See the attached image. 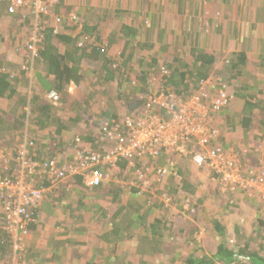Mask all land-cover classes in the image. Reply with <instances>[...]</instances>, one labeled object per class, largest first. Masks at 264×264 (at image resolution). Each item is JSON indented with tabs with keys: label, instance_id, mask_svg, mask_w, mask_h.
<instances>
[{
	"label": "crops",
	"instance_id": "1",
	"mask_svg": "<svg viewBox=\"0 0 264 264\" xmlns=\"http://www.w3.org/2000/svg\"><path fill=\"white\" fill-rule=\"evenodd\" d=\"M119 4L122 12L126 10L130 12L126 15L130 18L134 17V12L144 10L142 16L145 20L152 21L157 26L150 39L152 48L139 49L142 45L139 44L141 39L136 40L133 47L132 44L127 45L128 36H124V33L120 31L116 33L118 21L115 22L109 17V24L102 31L100 30L103 39L97 35L98 31L95 34L99 41L107 44L110 51L108 54L113 62L119 53L122 54L120 63L124 64L123 72L119 71L122 64L119 70L115 68L112 78L106 79L98 73L100 64L98 66L96 63L84 61L80 68V73L83 75L82 81L79 85L75 83L74 90L70 89L73 81L65 82V88L60 93L62 100L59 107L61 110L65 107L62 117L71 127L67 126L59 132L55 128L48 127L49 125L46 128L43 127L44 124L40 126L36 122L37 116L27 104L25 107V110H28V115L26 114L28 117L26 116L25 119L26 128L4 133V140H0V152L6 154L8 158H13L21 143L37 141L38 150L47 154L42 155L44 158L54 156L60 165L73 163L80 152L81 148L77 144L82 136L91 137V133L96 130L97 134L94 137L99 135L100 140L105 142L104 135L99 132L100 124L98 126L94 124L95 127H92L96 119L91 117L92 120L86 122L83 117H79L77 103L89 107L88 112H83L82 109L80 111V116L84 114L88 119L91 115L98 119L103 115V111L105 112L111 106L115 107L119 118L131 112L137 113L141 108L132 111L127 104L129 97L135 98L142 94L138 90L139 75L143 73L142 67L139 63L135 65L134 58L145 53L146 57L157 55L158 61L164 63L169 61L167 59L169 52L174 51L177 54L179 51H189L195 47L193 40L191 41V38H194L205 52L216 56L215 70L223 67V59H230L233 64V67L229 65L232 71L226 73L229 79L235 77L231 80L232 84L228 82L230 102L226 110L216 117L215 127L219 134L214 145L233 150L242 158L248 169L256 170L261 166L264 163V0H69L67 9L77 15L81 21V27L73 24V27L76 25V30H72V27L65 29L66 23L62 25L59 34L67 36L72 42L59 41L53 34L55 36L52 38L53 46L57 47L59 54H64L66 58V54L82 43L83 36L80 37V32L84 30L85 25L95 26L103 17V13L105 14L107 10L113 11L112 8L118 7ZM67 9L59 10L64 12ZM21 21L20 13L9 14L5 9H0V63L7 65L8 72L19 80L17 83L19 94L16 93L12 100L0 98L2 111H9L10 107L15 105L17 96L33 99L39 95L43 100H48L46 87L49 88L48 86L55 83L54 74L49 71L47 62L28 60V64L33 65L31 73L22 71L29 54L26 50H22L24 51L22 53L17 49L26 46L33 31L32 28H26ZM123 24L129 26L131 22L127 23L123 20ZM160 29L166 32L167 38V41L162 43L158 42L157 31ZM92 34L86 33L88 37L95 38L96 36ZM113 34L116 36L115 42L112 41ZM188 35L192 36L186 41L185 36ZM140 37H145V34H141ZM132 54L135 55L131 59L134 64L124 63ZM243 56L246 58V63L241 72L236 69V65ZM173 57L174 55L172 60ZM172 60L165 63L166 66L171 68ZM191 67L187 80L195 79L193 68L196 64H191ZM90 68L94 71L90 72ZM124 71L129 74L127 75ZM210 74L223 79L220 70ZM122 84L129 85L132 90L136 89V92L131 94L129 88L130 95H124ZM182 88L184 84L176 87V90L181 91ZM63 95L67 97L66 102ZM246 101L253 105L249 106ZM251 116L252 120L249 122L247 118ZM32 123L35 125L33 126ZM28 125L32 126L27 127ZM49 150L51 152H48ZM34 152H37L35 148L33 154ZM162 160L161 158L155 162L151 160L148 165L150 164L153 168L160 166L168 169L169 175L163 180L164 183L159 186V189L162 188L163 192L172 194L171 187L180 186L181 183V178L174 176V173L178 174V161L181 163L182 161L179 156L172 158L166 156ZM137 163L140 166L147 164L140 159H137ZM119 166L123 170L125 180L135 181L134 173L124 170L126 162L120 161ZM190 166L196 175V180L191 182H195L197 191L188 193L183 190L174 193L176 195L172 194L176 203L171 209L151 206V198L140 196L135 189L126 190L121 184L115 182L90 189L85 186L84 177L78 176L59 183L58 189L48 192L49 196L57 200L47 203L41 210L38 209L39 222L30 226L29 234L21 237L16 242L18 245L12 241L6 231L1 230L0 264H159L155 257L165 259L166 264H183V261L191 256L192 250L182 245L186 239L190 240L188 244H194L193 235L190 234L193 228L209 230L208 233L206 230L205 234H202L203 240L199 245L202 246L200 250L207 256H213L214 253L209 250V247L215 252L218 233L212 223H217L223 229L219 240L224 239L221 236L227 233L225 239L230 240V248L239 250L240 246L244 248V245L248 244L251 250H263L264 232L256 231L264 221V202L257 196L254 197L252 194L250 196L244 191L229 193L219 191L220 194L216 195L219 187L215 186V188V183L205 186L201 180L204 170H198L191 163ZM97 168L103 171L108 170L105 164ZM153 168L151 175L155 176ZM14 170L15 168L10 166L8 170L0 171V174H6V172L13 174ZM26 181L35 187H39L41 182L37 180L36 183H32L29 177H26ZM188 197H191L196 205L195 215L179 213V206L182 207V202H185L182 198ZM162 216H167L173 221L172 225H167V229L172 227L175 231L184 230L185 233L179 235L180 244L173 243L165 250L149 256L144 250L145 242L141 241L140 237L146 236L145 240H147L148 236L151 239L154 221ZM3 217L0 211V226L4 224ZM181 221L182 225L178 226L177 223ZM161 225L164 227L163 223ZM148 229L152 231L149 232ZM261 230H264L263 227ZM166 241L165 245L173 242L171 238L168 242ZM194 255L202 256L198 253ZM174 258L176 261L172 262ZM213 261V264H249L241 263L237 259L229 262L213 258Z\"/></svg>",
	"mask_w": 264,
	"mask_h": 264
},
{
	"label": "built area",
	"instance_id": "2",
	"mask_svg": "<svg viewBox=\"0 0 264 264\" xmlns=\"http://www.w3.org/2000/svg\"><path fill=\"white\" fill-rule=\"evenodd\" d=\"M2 1L8 4L10 14L20 12L22 19H30L33 32L25 47L31 58L38 54L43 32L51 28L54 34H58L62 28V16L67 14L66 11L51 14L48 22L41 20L50 10H56L59 4H65L68 0ZM68 18L72 24L81 27L75 13H70ZM121 55L119 53V58L117 56L114 62L120 63ZM23 69L28 70V67ZM172 70L164 65L156 76H149L146 91L139 94L142 107L137 115L131 113L103 124V135L110 144V148L103 153L80 150L73 163L58 165L55 159L44 163L29 158L26 143L19 146L13 158L0 152V170L8 169L12 159L15 163L13 174L0 176V209L9 222L8 229H25L30 221L28 209L39 205L48 190L78 176L84 177L85 186L90 189L115 182L126 190H137L140 196L149 195L151 199H158L164 203V208H170L173 203L170 193L157 194L158 187L169 175L168 169L148 165L149 161L158 160L163 150L187 158L198 170L210 172L218 181L221 192L244 191L264 202V163L256 170L248 169L233 150L214 145L219 134L215 127L216 117L230 100L228 84L218 77H208L198 82L186 79L187 90L182 88L181 93L168 83ZM75 87L76 84L72 82L70 89L74 90ZM47 96L52 104L59 105L60 96L56 91L48 92ZM137 159L147 164L140 166ZM120 161L126 162L124 170L134 173L135 181L129 182L123 178ZM101 164L107 165L108 170L97 168ZM152 168L155 176L151 175ZM174 176L179 177L176 173ZM26 177L32 183L43 178L48 185L36 188L26 181ZM189 208L190 203L186 200L184 209L188 211Z\"/></svg>",
	"mask_w": 264,
	"mask_h": 264
},
{
	"label": "trees",
	"instance_id": "3",
	"mask_svg": "<svg viewBox=\"0 0 264 264\" xmlns=\"http://www.w3.org/2000/svg\"><path fill=\"white\" fill-rule=\"evenodd\" d=\"M59 7H56L55 12L57 14L60 13H64L61 12V10H59L60 8H64L67 9L69 7V0L67 1V3L65 4H59ZM5 9L8 12V4L2 0H0V9ZM121 5L119 4L118 7L116 8H112L113 11L110 12V10H107V12L104 14L103 13V17L100 18L99 22L96 23L95 26H86L84 27V30L81 33L80 37L83 36L82 38V44L79 47H75L74 50L72 52H70L69 54H66V58L65 55L63 54H59L58 52V48L53 46L52 44V38H53V31L51 28L46 29L43 32L42 35V44L39 47V51L37 56L35 57V59L44 62L48 64V69L49 71L54 74V79H55V83L52 86H48L49 88L46 87L47 90L45 91H56L59 96H60V103L59 105H54L51 103V101L48 100H43L42 97H40L39 95L37 97H34L33 99H29L23 96H17V99L15 100V105L13 104L12 107H10L9 111H2V109H0V140H4V133L7 132H13V131H20L23 130L24 128H26L25 124V119L26 116L28 115V110H25V107H27L26 105L29 104L31 106V110L32 112H34V114L37 116V124H39L40 126L43 125L44 128H46V126L51 127V128H55L57 129V131L62 132V130L64 128H67V126L70 128L71 126L67 125V123L63 120L62 114L65 112V107L62 108V110L60 109L61 107V91L62 89L64 90V86H65V82L69 83V82H74L77 85H79V83L82 81L83 79V75L80 73V68L83 64L84 61H88L91 63H96L99 66V71L98 73L100 75L103 76V78L106 79H110L114 76V73L116 70H119L120 67L122 66L121 63L118 62H113L110 57H109V49L107 48V44L104 43L103 41H99L100 39H103L102 33L100 32V30L102 31V29H104V27H106L105 25L109 24V20L108 18L111 16H113L112 18L115 20V22H117V28L115 29L116 33H118L120 31V33L122 32V34L125 36H128V43L132 44V47L134 46V44H136V40H140L139 44H142L141 46H139L141 50H145V49H151L152 45L150 44L151 42V37L153 35V31L154 29L157 27L156 25L153 24L152 21H146L144 16H142L144 13L139 10L137 12H134V17L130 18L127 15V12L130 13L128 10L122 12L123 10L121 9ZM111 9V10H112ZM66 16H62V25L64 26L65 23L67 24V28H71L72 30H76V25L73 27L71 21L68 18V15L70 13H72L70 11V9H67ZM9 13V12H8ZM20 13V12H19ZM18 13V14H19ZM10 14V13H9ZM22 16V14H21ZM22 19V17H21ZM117 19V20H116ZM29 18L26 17V19H22V23L28 24L29 23ZM123 20H125L127 23H130L129 26L127 24H123ZM145 22H148L147 24ZM140 24V25H139ZM100 32V34H98V32ZM92 34L96 36V32L97 35V40L96 37L92 38V37H88L86 35V33ZM204 34V30L201 31ZM158 33V42L162 43L167 41V38L165 37L166 32L163 29H160L157 31ZM200 33V32H199ZM141 34H145V37H140ZM56 36V37H55ZM55 39H58L59 41H63L64 43L71 41L72 40L70 38H68L67 36H63L62 34H55ZM192 36V35H191ZM191 36H185V40H189ZM59 37V38H58ZM144 38V39H142ZM193 40V43L195 44V47H193L192 49H190L189 51H179L177 54L174 55V58L172 60V62L170 63L171 68L173 67L172 70V74L168 79V83L169 85H174V87H178L181 86L182 84H185L186 86L188 84L185 83L186 79H187V75H189L192 67V65L196 64V67L193 68L194 70V80L193 82H198L201 79H205L207 78V76L209 75V77H215V76H210L213 71L214 72H218L220 70V73L222 74V77H219V79H221L223 82L227 83H231L232 79L235 77H229L227 76L228 72L232 71L233 64H231V60L230 59H223V67L219 70H215L214 69V65L216 63L215 61V57L216 56H212L210 53H207L203 50V48L200 47V45H198V41L194 38H191V41ZM112 41L115 42L116 41V36L115 34H113L112 36ZM132 41V42H131ZM96 43V45H94ZM19 51L25 50L26 47H19L18 48ZM17 49V50H18ZM22 53H24V51H22ZM132 56H134V54H132L131 56L127 57L124 63H133L136 61V58H134V62H131ZM152 55H148L147 57H141L140 60L138 61L139 65L142 67V72L139 75V84L140 86H138V90L139 93L141 92L142 94L146 91V86L148 84V78L149 76H156L157 73H159V69L161 67H163L164 65L166 66L168 62H160L158 61V56L154 55L153 57H151ZM157 56V57H156ZM222 59H220L221 61ZM112 61V62H111ZM1 62V61H0ZM175 64H172L174 63ZM228 63V64H227ZM246 63V58L243 56L242 58H240L237 61V65H236V69H238L239 71H243L244 70V65ZM115 64L117 65V67H114ZM231 64V67L229 66ZM136 65V64H135ZM8 66L7 65H3L0 63V98H3L5 100H12L14 98V96L17 94H19L18 92V87H17V83L19 82V80L17 79V77H15L11 72H8ZM116 68V70H115ZM148 68V69H147ZM124 69V64L121 67V69L119 71L123 72ZM175 70V71H174ZM25 71V70H22ZM90 72H93V69H89ZM234 71V70H233ZM124 73H127V71H124ZM227 73V74H226ZM129 73H127L128 75ZM126 75V76H127ZM101 76V77H102ZM125 80H127V78H124ZM232 84V83H231ZM15 86V87H14ZM123 86V94L129 96L130 95V91L131 94H134L136 92L135 90H132L129 85L127 84H122ZM130 88V91H129ZM130 100H128L127 104L130 108V110L134 111L137 108H141L142 107V101L139 99V96L135 97V98H131L129 97ZM29 99V100H28ZM63 99L64 102H66L67 97L66 95H63ZM28 101V102H27ZM252 102V100H250ZM230 102V100H229ZM246 101V103L249 106H252L253 104ZM77 105L79 106V108H77L78 112H79V117H83L85 119L86 122H89L92 120V118L95 120L93 122V128L95 127V125H99V132L101 133V135L103 134V124L105 123H111V121L113 120H118L119 116L116 113V109L115 107L112 108L109 107L106 109V111H103V115H101L98 119L95 118L94 116H90V119L86 118L85 115H81V109L83 110V112H88L89 107H87L86 105H83L82 103H77ZM60 106V107H59ZM1 107V106H0ZM227 108V107H226ZM225 108V110H226ZM141 110V109H140ZM140 110L135 114L137 115ZM112 111V112H110ZM224 111V110H223ZM132 113V112H131ZM131 113H129L131 115ZM24 114V115H23ZM27 114V115H26ZM59 114V116L57 115ZM128 114V115H129ZM133 114V113H132ZM28 117V116H27ZM92 117V118H91ZM101 119V120H100ZM247 120L250 122V120H252V116L248 117ZM32 125L34 126L35 124L32 123ZM32 125H28L32 126ZM89 127L90 124H88ZM42 127V128H43ZM39 128V129H42ZM75 128V127H73ZM96 130L93 131V133H91V137H87V136H82V138L80 139L79 143L77 144V146L81 149L79 150H86V149H91L94 152H103L106 149L110 148V144L107 142V140H105V142H103L102 140H100V136L98 135V137H94L96 135ZM6 139H9L7 137H5ZM88 141V143H87ZM37 142V141H36ZM34 141H30V142H25L27 144V148H28V157L31 158L32 160L36 161V162H48L47 159H55L54 156L50 157V158H44V156L42 155H47L46 153H42L38 150V143H36ZM23 144V143H21ZM2 145V144H1ZM35 148L34 152L35 154H33V150ZM89 150V151H91ZM48 152H51V150H49ZM32 153V155H31ZM163 153L166 154V156L168 157H177L175 154L167 152L165 150L160 152V156L159 158L161 159H165L166 156L165 154L163 155ZM53 155V154H52ZM51 155V156H52ZM46 157V156H45ZM56 160V159H55ZM162 160V161H163ZM175 160H177L175 158ZM180 161H178L179 164V168H178V176L179 178H181L180 180V186L177 185V183L175 185H177V187H171V192L173 195H176L174 193H177L178 191L181 192L183 190H185L188 193H195L197 191V187L196 185H194L195 182H191L192 180H196V175L195 172L193 171L192 167L190 166V162L187 158L184 157H180ZM58 165H60L58 163ZM63 165V164H62ZM181 176V177H180ZM43 178H40V185L41 187H46L47 183L46 181H42ZM182 184V185H181ZM58 189V188H57ZM221 190L218 188L217 190V194L219 195ZM51 192V191H50ZM49 192V193H50ZM48 193V194H49ZM222 193V192H221ZM46 195L44 201L42 202V205L40 207V210L42 208L45 207V205L47 203H50L51 201H56L57 199ZM172 194H169L172 196V199L174 201V197ZM148 196H146V198H148ZM182 200L186 201L188 200L190 203V208L189 210H185L184 209V203L182 202V207L181 205L179 206V213L182 214H186V215H195L197 213V208L196 205L194 204V201L191 197L185 198ZM199 202V200H198ZM200 203V202H199ZM164 203L163 202H156L154 205L151 204V206L154 207H158V208H164L163 207ZM38 209L36 208L34 210H32V214H33V222L32 224L37 223L38 221ZM164 209H168V208H164ZM168 221V222H167ZM39 222V221H38ZM155 224H153V233L149 239V237L147 236V240L146 236L140 237L141 241H144V250L146 251V253L149 256L155 255L156 253H159L160 251L165 250V248L172 246L173 243H175V245L180 244V240L179 235H183L185 232L184 230H179V231H175L172 227L170 229H167V225H172L173 221L170 220V218L167 216H162L161 218H156L154 221ZM161 223L164 224V227L161 225ZM213 228L216 229L218 235H217V241H216V247H215V252L214 250H212L209 247V250L214 253L212 254L213 256H207V254H205V252H202V246L199 245L200 242L203 240L202 238H200L199 236L202 234H205L206 230L208 233V229H198V228H193L190 231V234L193 235L192 238V242H194V244H188V239L184 240L185 243H183V247H190V249L192 250V254L191 256L188 257L187 260L183 261V264H213V258L215 259H219V260H223V261H229L232 262V260H239L241 263H249V264H264V249L259 251H255V250H251L250 245L248 246V244L244 245V248L242 246H240L239 250L236 248H230L229 244H230V240L229 239H225V237H227V233H225L224 235L221 236V239L219 240V235H221L220 233L223 232V229H221L220 225H218L217 223H212ZM30 225V226H31ZM261 227H263L264 229V221L262 222V224L260 225ZM261 227H258L257 229V233H260L261 231L264 232V230H261ZM30 231V229H29ZM149 232H151V229H148ZM206 233V234H207ZM169 238H171L173 240L172 243H170L168 245V243H166L165 245V240H167L166 242H168ZM197 245V246H196ZM238 245V244H237ZM239 247V245H238ZM195 254H201L202 256H196ZM208 254H210L207 251ZM157 260V263L159 264H166L167 261L163 258H158L155 257ZM176 258H174L172 260V262H175Z\"/></svg>",
	"mask_w": 264,
	"mask_h": 264
},
{
	"label": "clouds",
	"instance_id": "4",
	"mask_svg": "<svg viewBox=\"0 0 264 264\" xmlns=\"http://www.w3.org/2000/svg\"><path fill=\"white\" fill-rule=\"evenodd\" d=\"M146 21H148V20H146ZM146 24L148 23V22H145ZM26 51H27V49H25ZM18 51H19V49H18ZM28 52V51H27ZM28 54H29V52H28ZM30 55V54H29ZM35 59V58H34ZM35 60H37V59H35ZM28 67V70H25L26 72H28V73H31L30 71L32 70V68H33V65L32 66H30V65H24L23 67ZM23 67H22V70H24L23 69ZM216 77V76H215ZM208 78V77H207ZM219 78V77H218ZM206 79V78H205ZM176 89V88H175ZM184 89L185 90H187V86L186 85H184ZM49 100V99H48ZM50 101V100H49ZM225 110V109H224ZM18 150V149H17ZM2 152V151H1ZM103 152H105V151H103ZM103 152H95V153H103ZM16 154V153H15ZM15 156V155H14ZM13 156V157H14ZM48 160H52V159H47V161ZM10 166H12L13 168H15V163H14V161H13V159L11 160V163H10ZM10 168V167H9ZM8 168V169H9ZM8 169H5V170H8ZM0 171H2V170H0ZM15 171V170H14ZM6 175H9V173L8 172H6V174H0V176H6ZM34 183H36V182H34ZM48 185V184H47ZM39 187H41V186H39ZM39 187H37L36 186V188H39ZM218 187H219V183H218ZM54 189H57V187L56 188H53V189H51V190H48L47 192H45V194H44V197L42 198V200H41V202H40V204L39 205H37L36 207H34V208H32V209H28V213H29V216H30V221H28V224H27V226H26V228L24 229H18V230H16V231H10L9 229H8V226H9V222L4 218L5 216H4V212L2 211V209H0V211H1V213H3V219H4V224L2 225V226H0L1 228H3V229H1L0 228V232H1V230H4V231H6L9 235H10V238L12 239V241L15 243V244H17L16 242L18 241V240H20V238L22 237H26L28 234H29V228H30V225H31V223L33 222V214H32V210H34V209H36V208H40L41 207V205H42V202L44 201V199H45V197H46V195L48 194V192H50V191H52V190H54ZM226 193V192H225ZM227 193H229V192H227ZM23 231H25V232H23ZM18 245V244H17ZM19 248V247H18Z\"/></svg>",
	"mask_w": 264,
	"mask_h": 264
},
{
	"label": "rangeland",
	"instance_id": "5",
	"mask_svg": "<svg viewBox=\"0 0 264 264\" xmlns=\"http://www.w3.org/2000/svg\"><path fill=\"white\" fill-rule=\"evenodd\" d=\"M140 11H142L143 13L145 12L144 10H140ZM54 12H55V11L50 10V12H49L48 15H46V16H42V17H41V20H42L43 22H48V21H49V18H50V15H51V14H53V15L56 14V13H54ZM142 12H141V13H142ZM48 16H49V17H48ZM112 17H113V16H111V19H112ZM31 19L33 20L34 18L32 17ZM21 20H22V19H21ZM160 23L162 24L161 21H160ZM114 24H115V23H114ZM25 25H26V28H28V27H29V28H32V31H33V27L30 26V20H29V23H28V24H25ZM105 26H107V25H105ZM200 26H201V25H200ZM107 32H108V31H107ZM107 32H106V33H107ZM157 43H158V42H157ZM179 43H180V42H179ZM175 53H176V52H174V51L168 53L167 59H169V61L167 60V62H170V61L172 60V56L175 55ZM28 56H29V58L27 59V61H26V63H25L24 65H29V64H28V63H29L28 60H29V61H32V62H33V60H35L34 58H31L30 55H28ZM134 56H135V55H134ZM144 56H145V53H142L141 55H138V56L136 57L137 60L135 61V64H138V61H139L138 59L141 58V57H144ZM170 57H171V58H170ZM173 58H174V57H173ZM163 60L166 61V59H163ZM164 63H165V62H164ZM202 172H205V173H202V174H201V176H202V177H201V180L203 181V184H204L205 186H207V185L210 186L211 183H212L213 185H214V183L216 184V185H214V187H215V186H216V187L218 186V185H217V180H215V178L210 174V172H208V171H206V170H204V171H202ZM216 187H215V188H216ZM158 190H159V191L157 192V194L163 193V191H164L162 188L159 189V187H158ZM157 197H158V196H157ZM173 197H174V196H173ZM156 202H158V199H155V200H154V198H152V199H151V203H150V205H151V204L154 205ZM175 203H176V201H175V199H174L172 205L169 206L170 208H168V209H171L172 206H175ZM193 215H194V214H193ZM182 223H183V222L181 221V223H177V224H178V226H179V225H182ZM199 237L202 238V235H200Z\"/></svg>",
	"mask_w": 264,
	"mask_h": 264
},
{
	"label": "flooded vegetation",
	"instance_id": "6",
	"mask_svg": "<svg viewBox=\"0 0 264 264\" xmlns=\"http://www.w3.org/2000/svg\"><path fill=\"white\" fill-rule=\"evenodd\" d=\"M24 140H26V139H24Z\"/></svg>",
	"mask_w": 264,
	"mask_h": 264
}]
</instances>
